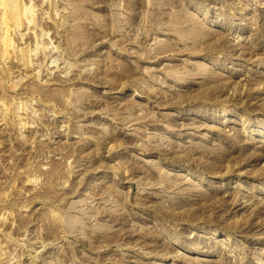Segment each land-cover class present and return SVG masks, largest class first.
<instances>
[{"label": "rangeland", "instance_id": "374dc122", "mask_svg": "<svg viewBox=\"0 0 264 264\" xmlns=\"http://www.w3.org/2000/svg\"><path fill=\"white\" fill-rule=\"evenodd\" d=\"M0 264H264V0H0Z\"/></svg>", "mask_w": 264, "mask_h": 264}, {"label": "bare ground", "instance_id": "6f19581e", "mask_svg": "<svg viewBox=\"0 0 264 264\" xmlns=\"http://www.w3.org/2000/svg\"><path fill=\"white\" fill-rule=\"evenodd\" d=\"M5 28H7V27H5ZM194 34H195V32H194ZM197 35V34H196Z\"/></svg>", "mask_w": 264, "mask_h": 264}]
</instances>
